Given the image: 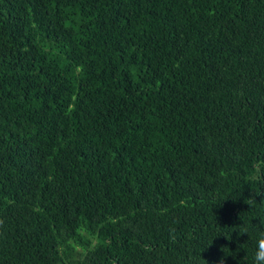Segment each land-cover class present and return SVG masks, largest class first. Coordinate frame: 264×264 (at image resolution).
Listing matches in <instances>:
<instances>
[{
	"label": "trees",
	"instance_id": "trees-1",
	"mask_svg": "<svg viewBox=\"0 0 264 264\" xmlns=\"http://www.w3.org/2000/svg\"><path fill=\"white\" fill-rule=\"evenodd\" d=\"M264 0H0V264H253Z\"/></svg>",
	"mask_w": 264,
	"mask_h": 264
},
{
	"label": "clouds",
	"instance_id": "clouds-1",
	"mask_svg": "<svg viewBox=\"0 0 264 264\" xmlns=\"http://www.w3.org/2000/svg\"><path fill=\"white\" fill-rule=\"evenodd\" d=\"M221 264H223V261H221ZM253 264H264V235L259 236L256 240Z\"/></svg>",
	"mask_w": 264,
	"mask_h": 264
}]
</instances>
